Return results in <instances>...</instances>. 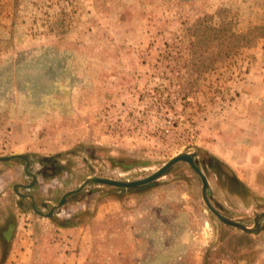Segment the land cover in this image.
I'll list each match as a JSON object with an SVG mask.
<instances>
[{
	"label": "rangeland",
	"instance_id": "rangeland-1",
	"mask_svg": "<svg viewBox=\"0 0 264 264\" xmlns=\"http://www.w3.org/2000/svg\"><path fill=\"white\" fill-rule=\"evenodd\" d=\"M246 128L264 129V0H0V156L45 167L31 192L55 223L125 194L110 219L146 243L143 263L264 264V161ZM179 153L242 228L184 160L139 186L88 180L141 179ZM0 197L12 222L10 184ZM10 245L0 230V263Z\"/></svg>",
	"mask_w": 264,
	"mask_h": 264
},
{
	"label": "crops",
	"instance_id": "crops-1",
	"mask_svg": "<svg viewBox=\"0 0 264 264\" xmlns=\"http://www.w3.org/2000/svg\"><path fill=\"white\" fill-rule=\"evenodd\" d=\"M246 129L247 140L251 142L253 139V144H258L254 146L260 149L258 155L263 157L260 160L262 163L264 161V129L257 131ZM249 131H252L251 134ZM258 137L260 142L256 143ZM24 156L0 160V189L10 184L11 190L15 193L14 204L16 206L15 209L9 207L7 211L9 212L8 217L10 213H13V223L6 222V218L0 223L2 232L9 231L7 235L11 243L0 264H145L142 261L146 254V243L134 235L131 226L122 227L110 219L113 216L118 217L122 211L124 213L125 199L131 196L123 197L125 195L123 194V198H119L102 194V199L95 201L96 204L92 206L91 218L75 220L66 225L58 221L55 223L52 210L57 205L43 213L39 208L38 193L31 192L34 190L35 182L39 181V176L46 174L45 170L42 168L37 174L30 172L28 169L30 157ZM260 166H264V163ZM18 167L22 170H18ZM19 175H31L32 179L29 183L23 182V178H15L16 180L9 182L10 179L12 181L15 176L19 177ZM238 177L247 180L246 182L253 187L256 186V182L248 181L252 180V177L253 179L257 177L255 173H243ZM64 194L66 192L61 195L58 204ZM39 195L42 194L39 192ZM66 199L68 198L65 196L64 200ZM80 202L84 200L81 199ZM82 207L85 208V206ZM82 207L80 209H84ZM49 212L51 214L47 217ZM125 218L124 216L123 220ZM43 246H54L57 249L53 252H46ZM102 247L108 251L103 252ZM69 249H76L77 252L66 253ZM179 257L178 253L169 254L163 258L161 264H171ZM189 264L201 263L193 260Z\"/></svg>",
	"mask_w": 264,
	"mask_h": 264
},
{
	"label": "water",
	"instance_id": "water-1",
	"mask_svg": "<svg viewBox=\"0 0 264 264\" xmlns=\"http://www.w3.org/2000/svg\"><path fill=\"white\" fill-rule=\"evenodd\" d=\"M12 157H25L23 154L17 153V154H11L8 156H0V160H5V159H9ZM179 160H184L187 161L192 168L200 175L201 179H202V185H203V198L206 202V204L208 205V207L224 222L234 225V226H239L241 227L240 224L230 221L227 218L223 217L209 202L208 198L206 197L204 190L206 189L208 183L206 180V177L204 176V174L201 172V170L198 168V166L196 165V163L194 162L193 159V155L191 153H179L175 156H173L171 159H169L165 164H163L159 169H157L156 171H154L153 173H151L150 175L141 178V179H136V180H131V181H123V180H116V179H111V178H106V177H90L88 178L89 181H93V182H98V183H104V184H109V185H114V186H120V187H134V186H139V185H143L146 183H149L151 181H153L154 179L158 178L159 176H161L162 174H164V172L168 169V167H170L173 163L179 161ZM66 194H64L61 198V200L59 201V204H62L64 202ZM52 212V211H51ZM51 212H49L47 215H50ZM242 228V227H241ZM246 228V227H245ZM244 229V227H243Z\"/></svg>",
	"mask_w": 264,
	"mask_h": 264
},
{
	"label": "trees",
	"instance_id": "trees-1",
	"mask_svg": "<svg viewBox=\"0 0 264 264\" xmlns=\"http://www.w3.org/2000/svg\"><path fill=\"white\" fill-rule=\"evenodd\" d=\"M42 168H44V170H45V167L43 166ZM45 172H46V170H45ZM13 223V222H12ZM4 231V230H3ZM1 232H2V230H1ZM9 232V231H8ZM8 232H2L3 234H5V238H6V241L8 240V238H9V236L7 235L8 234Z\"/></svg>",
	"mask_w": 264,
	"mask_h": 264
}]
</instances>
